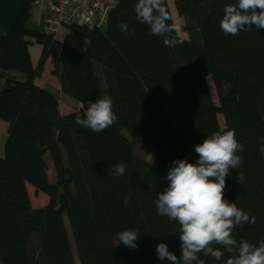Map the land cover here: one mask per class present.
I'll return each mask as SVG.
<instances>
[{
    "label": "trees",
    "instance_id": "trees-1",
    "mask_svg": "<svg viewBox=\"0 0 264 264\" xmlns=\"http://www.w3.org/2000/svg\"><path fill=\"white\" fill-rule=\"evenodd\" d=\"M137 2L120 0L102 29L66 28L88 42L84 53L29 28L34 0H25L13 28L0 30V121L8 124L0 151V264H171L158 259L156 247L165 243L179 258L180 225L157 214L156 194L167 187L174 160L195 163L196 145L233 129L243 150L237 152L240 166L229 170L224 197L256 217L233 236L257 245L264 240V29L222 32L223 10L236 0H173L187 34L182 38L170 0H164L171 31L156 36L136 19ZM121 24L128 30L122 32ZM31 41L41 47L37 61ZM85 59L97 67L93 81ZM49 61L62 93L80 103L78 110L63 114L57 91L38 84ZM105 97L113 101L116 121L99 133L77 125L88 102ZM127 133L140 139L151 160L135 157ZM56 144L64 171L52 183L45 155L52 150L59 169ZM119 163L125 174L109 175ZM28 185L48 203L33 207ZM127 229L139 232L136 249L116 239ZM213 247L224 252L221 260L200 258L225 264L230 254Z\"/></svg>",
    "mask_w": 264,
    "mask_h": 264
},
{
    "label": "clouds",
    "instance_id": "clouds-1",
    "mask_svg": "<svg viewBox=\"0 0 264 264\" xmlns=\"http://www.w3.org/2000/svg\"><path fill=\"white\" fill-rule=\"evenodd\" d=\"M220 28L225 35H238L249 31L253 26L264 29V0H236L225 6ZM136 19L146 23L150 34L164 36L171 31L167 24L168 15L164 0H138L135 5ZM122 32L128 30L127 24H121ZM166 45L175 41L165 39ZM117 119L110 97L88 102L83 117L76 116L77 125L99 133L111 126ZM243 146L237 141L235 130L223 133L215 132L199 145L195 146L198 159L190 163L186 159L174 160L168 169V185L156 194L157 214L180 225L181 256L178 258L169 251L168 245L159 243L156 247L158 259H167L171 264H205L200 258L202 253L219 261L224 256L220 245L230 254L225 264H264V240L253 244L247 240L239 242L233 236L234 229L245 223L254 224L256 217L249 215L236 203H230L224 197L226 178L229 170L241 164L237 152ZM126 165L119 163L109 169V175L120 177L125 174ZM239 181L243 179L238 176ZM129 198L124 203L128 204ZM143 217V212L140 213ZM136 229H127L117 234L116 239L129 249H136L139 238ZM118 243V244H119Z\"/></svg>",
    "mask_w": 264,
    "mask_h": 264
},
{
    "label": "rangeland",
    "instance_id": "rangeland-1",
    "mask_svg": "<svg viewBox=\"0 0 264 264\" xmlns=\"http://www.w3.org/2000/svg\"><path fill=\"white\" fill-rule=\"evenodd\" d=\"M170 5H171V11L173 14L175 26L177 28V32L182 38H186L187 34L183 30V20L178 16V14L176 12L173 0H170ZM38 9L39 8L37 6H34L32 18H31V22H30V28H32V30H36V31H39V12H38ZM60 33H61V31L59 33H57V35L59 36L58 38L61 40H62V38L65 39V37L63 35H61ZM30 51L33 54L35 60L39 59L40 53H41V47L39 45L35 44V42H32V46L30 48ZM84 52H82V53H84ZM85 60H86L87 69L89 70L90 75H91V80L93 81L97 67L94 65V63L90 59H85ZM52 68H53V66L50 62L46 64L45 71L42 74V76L39 78V79H42V81H41L42 83H44V81L49 83V84L56 82V78L53 77V75H50ZM208 81H209V84L211 87V91L213 93L214 101H215V103L218 104V98L216 95L215 86H214L212 78L209 77ZM70 99H72L74 106H72L70 109H67L64 105V102H63L62 103V109L64 111H67V112L68 111L73 112L75 110H78L77 106L79 105V102L76 101L75 99L71 98V97H70ZM218 118H219L220 125L223 127L224 126L223 116L219 115ZM51 129H52L53 138L56 141V136H57L56 129L54 128V126H52ZM7 130H8V124L4 121H0V135L5 134V136H7ZM4 138L5 137L1 138V136H0V147L2 146V142L4 141ZM126 138L128 139L127 141L131 145L132 153L135 155L136 158H144L147 160H151V158L148 155H146L145 152L142 150L140 139L135 134L127 133ZM2 150L3 149H0V151H2ZM55 155L57 157L59 169L56 166L52 150H48L46 152V155H45L46 169L48 172L49 179L52 183H55L57 180L58 172H59L58 170H60L61 172L64 171L63 159H62V150L58 146V144L55 145ZM29 193H30L32 205L35 208L43 207L49 201V198L45 194L37 193L36 190L31 186L29 187ZM72 244H73V247L75 249L73 242H72ZM28 247H29V251H30L31 255L33 257H36V250L34 248V244H33V241L31 239L28 242ZM74 252L76 255V250H74Z\"/></svg>",
    "mask_w": 264,
    "mask_h": 264
},
{
    "label": "built area",
    "instance_id": "built-area-1",
    "mask_svg": "<svg viewBox=\"0 0 264 264\" xmlns=\"http://www.w3.org/2000/svg\"><path fill=\"white\" fill-rule=\"evenodd\" d=\"M120 0H34L44 2L47 14L41 28L45 34L57 35L72 25L102 29L107 26Z\"/></svg>",
    "mask_w": 264,
    "mask_h": 264
},
{
    "label": "crops",
    "instance_id": "crops-1",
    "mask_svg": "<svg viewBox=\"0 0 264 264\" xmlns=\"http://www.w3.org/2000/svg\"><path fill=\"white\" fill-rule=\"evenodd\" d=\"M36 6L39 8V9H38V12H39V31H41L42 25H43V23H44V20H45L46 14H47V10H46V5H45L44 2L39 3V4H36ZM29 28H30V24H29ZM30 29H32V28H30ZM60 31H61L60 34L63 35V36L65 37V39H63V38H62V40L59 39V38H58V37H59L58 35H56V39H58V40H60V41H62V42H64V43L69 44L71 47H73V48L79 50L80 52H84V51L86 50L88 42H87L85 39H83V38H81V37H78L77 35H75L73 32H71L70 30H68V29H66V28L61 29ZM60 31H59V32H60ZM59 32H58V33H59ZM31 42H34V41H31ZM31 54H32V53H31ZM32 57H33L34 61H37V60H38V59L35 60L33 54H32ZM49 62H50V61H49ZM49 62H48V63H49ZM50 63H51V62H50ZM51 64H52V63H51ZM52 69H53V68H52ZM50 75H53L52 70H51ZM53 77H55V76L53 75ZM39 78H40V77H39ZM39 78L37 79V81H38V84H39L40 86H43V87H51V88H54V89L57 91V93H58V95H59L60 111H61L63 114L69 113V111L67 112V111H64V110L62 109V103L64 102V105H65V107H66L67 109H70L72 106H74V103H73L72 99H70V97H68L67 95H65V94L62 93L61 86H60V82H59L58 78L55 77V78H56V82L51 83V84H49V83H47V82H45V81H44V83H42V82H41L42 79H39ZM80 106H81V105H80V103H79V105L77 106V108H79ZM0 136H1V138H2V137H5V138H4V141L2 142V146L0 147V149H3V147H4V145H5V142H6V139H7V136H5V134H1ZM30 186H31V185H28V190H29V187H30ZM31 187H32V186H31Z\"/></svg>",
    "mask_w": 264,
    "mask_h": 264
},
{
    "label": "water",
    "instance_id": "water-1",
    "mask_svg": "<svg viewBox=\"0 0 264 264\" xmlns=\"http://www.w3.org/2000/svg\"><path fill=\"white\" fill-rule=\"evenodd\" d=\"M25 0H0V30L8 31L19 20ZM3 52L0 46V73L2 70Z\"/></svg>",
    "mask_w": 264,
    "mask_h": 264
},
{
    "label": "bare ground",
    "instance_id": "bare-ground-1",
    "mask_svg": "<svg viewBox=\"0 0 264 264\" xmlns=\"http://www.w3.org/2000/svg\"><path fill=\"white\" fill-rule=\"evenodd\" d=\"M210 85V84H209ZM211 88V87H210ZM220 123V122H219Z\"/></svg>",
    "mask_w": 264,
    "mask_h": 264
}]
</instances>
